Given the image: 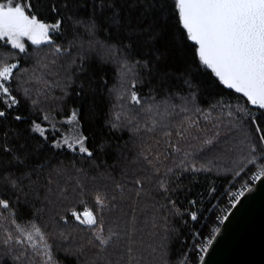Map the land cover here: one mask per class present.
Here are the masks:
<instances>
[{"label": "snow or ice", "instance_id": "obj_1", "mask_svg": "<svg viewBox=\"0 0 264 264\" xmlns=\"http://www.w3.org/2000/svg\"><path fill=\"white\" fill-rule=\"evenodd\" d=\"M38 5L0 0V264H142L135 208L123 228L111 217L152 192L163 200L152 207L167 214L162 226L153 217L148 255L156 264H211L225 222L251 185L264 184V0ZM109 63L118 83L108 88L100 77L98 86L94 65ZM53 88L61 105L69 90L77 101L62 119V107L45 106ZM101 89L107 113L97 105ZM225 129L240 139L226 136L217 152ZM230 154L228 188L211 189V207L197 208L201 197L184 208V175L219 171L216 161ZM189 221L200 228L183 234Z\"/></svg>", "mask_w": 264, "mask_h": 264}, {"label": "trees", "instance_id": "obj_2", "mask_svg": "<svg viewBox=\"0 0 264 264\" xmlns=\"http://www.w3.org/2000/svg\"><path fill=\"white\" fill-rule=\"evenodd\" d=\"M55 2H57V0H40V5H38V6L41 7V10H43L49 3H55ZM29 50L32 51L33 50L32 47H30ZM42 51L47 52L48 49L43 48ZM23 67H30V65L24 64ZM94 67L96 69L98 86H99V78L100 77H103L107 81L108 88H112L114 85H117V83H118L117 75H116L117 69H116V66L114 64H111V63L103 64V65L95 64ZM69 92H70V95L66 98V100L64 101V103L62 105L60 103H58L56 99H53V98H60L62 96L61 90L59 88H53L49 94V100L45 106L49 107L53 110H59L61 107L63 108V111L59 113L58 118L62 119L64 117H66L70 113L71 108L76 106V104H77V101L75 100L74 95L71 94V90H69ZM106 92H107L106 89H101V94H99L97 96L98 108L103 109L104 113L108 112V97H107ZM221 135L227 136L229 144L238 143V141L240 139L239 133L228 134L226 129L221 132ZM125 139H127V137H125ZM221 143H223V147H218L217 149H219V151L225 147L224 140H222ZM211 156H212V154L206 153L205 156L202 157V163H204L205 160L210 159ZM235 158L236 157L234 154H230L228 158H226L225 160H222L221 162L223 164L231 163V161ZM109 163H111V160H109ZM254 170H255V168L252 169L248 175L250 176L252 174V172H254ZM231 178H232V176L230 173L217 172L216 169H213V171L211 173L200 172V173H196V174H191V173L185 174L183 179L180 181V183L185 188V192H182L180 194V200L184 203V208L188 207V205H187L188 200L200 199L201 197H203V204L202 205L198 204L197 208H199L201 206L205 207V208L211 207V204L208 203V201L210 199V197L208 196V193L211 191V189L213 187H215L217 190L216 195L220 196V194L223 193L228 188V181H230ZM247 179H248V176H244L242 180H240L239 182L236 183L235 187H237L238 185L243 183V180H247ZM188 189H190V192L187 191ZM232 190L234 191V188H232L231 191ZM227 199H228L227 197L222 198V201L219 203V207L221 209H222V205L226 204ZM157 200L160 201V203H163V200L159 196H157ZM129 202L133 206H129L127 208L121 209L122 212H121L119 218H118V213L120 210H117L115 213H113V215L111 217V222L116 223L117 219L119 220V226L121 228L124 227L126 220L130 218L133 208H135V214L137 216V214L139 212L145 211L144 208L147 207V206H142L143 197L140 199L139 202H137L135 200V198L133 197L131 200L126 201L125 203H129ZM216 203H217L216 200H212V204H216ZM123 205H124V203L121 205L120 208H122ZM150 208L152 209L151 214L154 215L156 224L158 226H162V224H163L162 217L164 215H166L167 213L163 210H158V209L152 208V207H150ZM218 214L219 213L213 214L212 221H214L215 215H218ZM147 216H149V214L145 213L144 216L141 217V221H140V218L138 217L137 218V225H136V227H137L136 239H137V241L143 242L141 247L143 249H145L144 259H143L142 264H149L150 263L152 257L148 255V251H150V249H148L147 246L149 244L156 243V240H157V237L153 235V233L156 231V229H153V226H152L153 220L150 221V223H149L150 226L148 227V229L145 228L147 226V224L145 222L148 219ZM120 217L122 218V220H120ZM185 219H187V217H185ZM212 221H209V224H211ZM169 222L173 223L177 227H180L181 222H180L179 217H170ZM193 228L199 229L200 224L197 223V224L193 225L189 221V224L187 227L181 228V232L183 234H187L189 232V230H191ZM205 235H207V229H205ZM188 240H189V243H192L190 236L188 237ZM181 250H182V246L179 243V241H177L176 243L173 244L172 256H173L174 261L178 258ZM112 259L113 260L117 259V256L114 255L112 257ZM152 264H156V262H154Z\"/></svg>", "mask_w": 264, "mask_h": 264}, {"label": "water", "instance_id": "obj_3", "mask_svg": "<svg viewBox=\"0 0 264 264\" xmlns=\"http://www.w3.org/2000/svg\"><path fill=\"white\" fill-rule=\"evenodd\" d=\"M243 198V207L223 226V238L211 264H264V184L256 181Z\"/></svg>", "mask_w": 264, "mask_h": 264}, {"label": "rangeland", "instance_id": "obj_4", "mask_svg": "<svg viewBox=\"0 0 264 264\" xmlns=\"http://www.w3.org/2000/svg\"><path fill=\"white\" fill-rule=\"evenodd\" d=\"M26 43H28V44L30 45V42H26ZM30 47H31V46H30ZM29 49H30V48H29ZM221 137H222V139H221V142H222V140H224V138L226 137V135H221ZM218 147H223V143H221ZM216 151L219 152V149H216ZM209 154H212V153H209ZM200 163H202V157L197 161V165L199 166ZM216 164L219 166V171H217V172H223V173L225 172V169H226V168L232 166V165H230L231 163L223 164L221 161H216ZM252 169H254V168H252ZM252 169H251V170H252ZM251 170H250V171H251ZM250 171H249V173H250ZM254 171H255V170H254ZM249 173H248V174H249ZM231 176H232V175H231ZM231 180H232V178H231ZM236 183H237V182H236ZM238 187H240V185H238L237 187H235V188H234V191H235ZM232 192H233V190H232ZM153 199L157 200V196L155 195L154 192L150 193L148 196L143 197L142 206H147V207L144 208L145 211H141V212H139V213L137 214V218L139 217V218H140V221H141V217H143L145 213L149 214V216H147L148 219L145 221L146 224H147V226H146L145 228H147V229H148V227L150 226V225H149L150 221L153 220V217H154V215L151 214V213H152V209L150 208V207H152ZM129 206H133V205H132L130 202H129V203H124V205L122 206V208L119 209L120 211H119V213H118V218H119V216H120V214H121V212H122L121 209L127 208V207H129ZM152 208H153V207H152ZM81 210H82V209H81ZM120 220H122L121 217H120ZM140 221H139V222H140ZM116 223L119 224V220H118V219H117V222H116ZM147 229H146V230H147ZM152 244L154 245L155 243H152ZM147 247H148V246H147ZM154 262H155V261H153V259H151V261H150L149 264H152V263H154Z\"/></svg>", "mask_w": 264, "mask_h": 264}, {"label": "built area", "instance_id": "obj_5", "mask_svg": "<svg viewBox=\"0 0 264 264\" xmlns=\"http://www.w3.org/2000/svg\"><path fill=\"white\" fill-rule=\"evenodd\" d=\"M238 189H239V188H238ZM236 190H237V189H236ZM236 190H235V191H236ZM235 191H233V192H235ZM226 204H227V202H226ZM226 204H225V205H222V209L226 207Z\"/></svg>", "mask_w": 264, "mask_h": 264}]
</instances>
